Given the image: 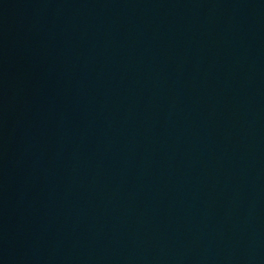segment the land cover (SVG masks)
I'll return each mask as SVG.
<instances>
[{"label":"water","instance_id":"95a60500","mask_svg":"<svg viewBox=\"0 0 264 264\" xmlns=\"http://www.w3.org/2000/svg\"><path fill=\"white\" fill-rule=\"evenodd\" d=\"M0 264H264V0H0Z\"/></svg>","mask_w":264,"mask_h":264}]
</instances>
